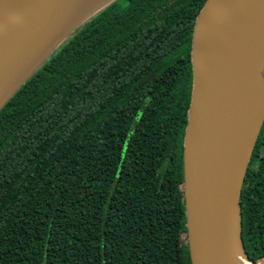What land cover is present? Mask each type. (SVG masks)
<instances>
[{
	"label": "trees",
	"instance_id": "obj_1",
	"mask_svg": "<svg viewBox=\"0 0 264 264\" xmlns=\"http://www.w3.org/2000/svg\"><path fill=\"white\" fill-rule=\"evenodd\" d=\"M203 1L109 2L0 108V264H190L181 154ZM239 205L256 261L264 119Z\"/></svg>",
	"mask_w": 264,
	"mask_h": 264
},
{
	"label": "water",
	"instance_id": "obj_2",
	"mask_svg": "<svg viewBox=\"0 0 264 264\" xmlns=\"http://www.w3.org/2000/svg\"><path fill=\"white\" fill-rule=\"evenodd\" d=\"M113 0H97L82 10L83 0H34L0 3V22L21 14L35 19L18 29L0 49V108L51 52L82 22ZM238 0H204L190 35V93L182 138V192L190 264H230L248 258L241 239L239 197L244 173L264 119L255 121L251 141L242 147L230 68V38L218 24L222 17L237 30L227 6ZM257 26L264 19V2L251 0ZM254 124V123H253Z\"/></svg>",
	"mask_w": 264,
	"mask_h": 264
},
{
	"label": "bare ground",
	"instance_id": "obj_3",
	"mask_svg": "<svg viewBox=\"0 0 264 264\" xmlns=\"http://www.w3.org/2000/svg\"><path fill=\"white\" fill-rule=\"evenodd\" d=\"M8 1L13 0H0V3ZM34 1L43 5L48 2V0ZM261 1L264 2V0ZM96 2L97 0H83L82 10L92 7ZM253 6L251 0H238L233 6H227L225 9L227 14L236 21L237 30L235 31L228 29L222 17L218 22L230 38L232 56L228 67L235 86L227 85L229 96L235 105L243 148L247 142L251 141L257 129L255 121L260 119L264 111V19L258 27ZM34 19L33 16L21 14L0 22V49L18 29ZM260 263L264 264V258L252 263L240 256H235L230 262V264Z\"/></svg>",
	"mask_w": 264,
	"mask_h": 264
},
{
	"label": "flooded vegetation",
	"instance_id": "obj_4",
	"mask_svg": "<svg viewBox=\"0 0 264 264\" xmlns=\"http://www.w3.org/2000/svg\"><path fill=\"white\" fill-rule=\"evenodd\" d=\"M190 35H191V33H190ZM189 59H190V57H189ZM190 71H191V68H190Z\"/></svg>",
	"mask_w": 264,
	"mask_h": 264
}]
</instances>
